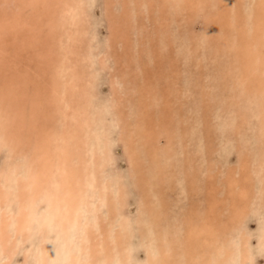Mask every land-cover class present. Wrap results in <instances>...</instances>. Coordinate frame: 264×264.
<instances>
[{"label": "bare ground", "instance_id": "6f19581e", "mask_svg": "<svg viewBox=\"0 0 264 264\" xmlns=\"http://www.w3.org/2000/svg\"><path fill=\"white\" fill-rule=\"evenodd\" d=\"M252 215L264 0H0V264H258Z\"/></svg>", "mask_w": 264, "mask_h": 264}, {"label": "rangeland", "instance_id": "374dc122", "mask_svg": "<svg viewBox=\"0 0 264 264\" xmlns=\"http://www.w3.org/2000/svg\"><path fill=\"white\" fill-rule=\"evenodd\" d=\"M234 161H236L235 156L233 155L230 158V162L234 163ZM264 223V219H261L255 215H252V217L249 219V221L247 222V228L249 233L252 235V241H253V246L256 245L257 243V237L259 234V227ZM257 260H258V264H264V257L260 256L257 253Z\"/></svg>", "mask_w": 264, "mask_h": 264}]
</instances>
